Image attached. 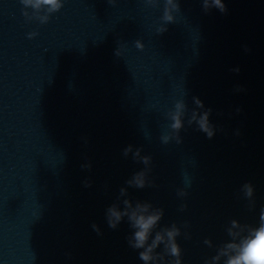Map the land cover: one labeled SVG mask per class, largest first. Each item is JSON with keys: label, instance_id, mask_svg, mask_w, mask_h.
I'll list each match as a JSON object with an SVG mask.
<instances>
[{"label": "water", "instance_id": "water-1", "mask_svg": "<svg viewBox=\"0 0 264 264\" xmlns=\"http://www.w3.org/2000/svg\"><path fill=\"white\" fill-rule=\"evenodd\" d=\"M178 2L165 24L164 0H62L41 24L46 6L0 0V264H144L128 217L115 229L107 222V208L124 211L125 200L129 214L137 203L163 209L152 236L175 224L181 264L210 262L232 240V220L259 225L264 0H223L226 13ZM180 99L177 143L168 113ZM194 109H211V139L189 125ZM141 171L146 186L129 185ZM155 251L150 264L175 259L163 244Z\"/></svg>", "mask_w": 264, "mask_h": 264}, {"label": "clouds", "instance_id": "clouds-1", "mask_svg": "<svg viewBox=\"0 0 264 264\" xmlns=\"http://www.w3.org/2000/svg\"><path fill=\"white\" fill-rule=\"evenodd\" d=\"M146 2L152 6L156 5V0H146ZM20 3L25 7L31 6L35 9H39L41 6H46L49 15L38 18L41 24L47 23L49 21L50 14L58 12L63 7L62 0H20ZM209 8H216L221 13L227 12V8L223 0H203V9L205 12H207ZM173 11H180V4L178 0H176V2H174V0H164V10L161 19L165 24L173 22ZM23 15L27 17V13L25 11ZM166 30L167 29L162 26L158 31L162 33ZM28 35L29 38H33L37 35V33L32 32ZM136 46L141 49L144 47L139 40L136 41ZM119 54L120 53L117 50L116 55ZM235 71L238 72L239 69H236ZM193 99L196 100L198 108L203 107L202 101H199L195 97ZM185 112L186 104L183 99H180L176 101L174 111L168 113V117L171 120L170 128L176 132L178 137L177 143L181 142L179 132L184 127L183 118L185 116ZM210 113L211 109H208L203 113L194 109L188 120L189 125L195 122L198 129L206 133L209 139L215 135V127L209 120ZM161 139L164 143H168L169 135L164 134ZM131 150L132 146L129 145L124 149V155L127 156ZM139 151L140 150L138 149L135 155H139ZM150 160V156L142 158V162L145 165L149 164ZM81 167L90 169L91 165L85 164ZM127 183L136 188L143 189L146 186L145 173L142 171L135 173L132 179L127 181ZM84 186L91 187L90 181L86 179L84 181ZM185 186H191V181L187 176H185ZM243 191L246 197L251 198L254 192L253 185L250 182L245 183L243 185ZM120 194L125 195L126 189L121 188ZM178 195L186 196L187 192L184 189H180L178 191ZM123 203L125 206L124 211H118L116 209V205H111L107 208L106 216L108 225L110 228L115 229L125 216L128 217L130 227L134 230L132 235L128 238V243L133 249H142V251L139 252V258L144 262V264H150V262H154L161 256V253H156L155 251L161 244L164 245V253L175 258L171 261V264H181V248L176 242V237L180 235V229L175 224L171 227H164L159 231H155L154 238L152 236L153 231L157 228L164 214L163 209L159 208L150 211L152 208L150 203H137L136 210L129 214L128 208L131 207L129 201L125 200ZM183 207H186V205L182 206V208ZM92 227L97 231V233L100 232V229L96 224H93ZM235 228H241V232H234L233 229ZM227 231L229 236L232 237V240L225 243L218 250L217 255L214 256L210 262L206 261V264H217L222 256L226 257L224 264H264V210L261 211L260 223L257 227L246 225L241 226L237 220H232L231 227H229ZM245 231L247 234L242 235ZM205 243L211 246L210 240H205ZM154 253H156V255H154Z\"/></svg>", "mask_w": 264, "mask_h": 264}]
</instances>
